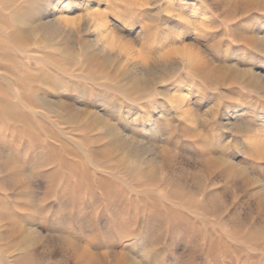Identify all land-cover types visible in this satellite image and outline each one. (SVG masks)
Here are the masks:
<instances>
[{"label":"rangeland","instance_id":"rangeland-1","mask_svg":"<svg viewBox=\"0 0 264 264\" xmlns=\"http://www.w3.org/2000/svg\"><path fill=\"white\" fill-rule=\"evenodd\" d=\"M263 39L264 0H0V264H264Z\"/></svg>","mask_w":264,"mask_h":264},{"label":"bare ground","instance_id":"bare-ground-1","mask_svg":"<svg viewBox=\"0 0 264 264\" xmlns=\"http://www.w3.org/2000/svg\"><path fill=\"white\" fill-rule=\"evenodd\" d=\"M90 18V17H89ZM85 19H87V18H85ZM76 20V19H75ZM90 22V21H89ZM59 23H61L60 21H59ZM61 26V25H60ZM99 26V25H98ZM63 27V26H62ZM73 28V27H72ZM256 37H259V36H256ZM253 39H254V37H253ZM255 40H257V39H255ZM254 40V41H255ZM264 40V39H263ZM244 41V40H243ZM262 40H257V43L258 42H261ZM263 44V43H262ZM262 44H258L259 46H262ZM253 45V44H252ZM264 45V44H263ZM216 66V65H215ZM218 66V65H217ZM216 66V67H217ZM214 67V66H213ZM216 70H217V68H216ZM240 71V70H239ZM239 71H237L238 72V75L240 74L241 75V77L243 76V77H247L248 78V80H250L251 82H255V83H257V84H260V82L262 83H264V76H262V75H255V73H253V72H251V71H241V72H239ZM218 74V73H217ZM239 78H240V76H239ZM143 81V80H142ZM146 82V81H145ZM144 83V82H143ZM262 85V84H261ZM264 85V84H263ZM262 85V86H263ZM263 151V150H262ZM262 202H264L263 200H262ZM263 206V205H262Z\"/></svg>","mask_w":264,"mask_h":264}]
</instances>
